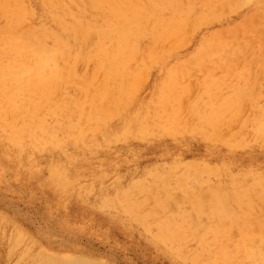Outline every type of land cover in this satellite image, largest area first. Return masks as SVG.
<instances>
[{
    "label": "bare ground",
    "instance_id": "obj_1",
    "mask_svg": "<svg viewBox=\"0 0 264 264\" xmlns=\"http://www.w3.org/2000/svg\"><path fill=\"white\" fill-rule=\"evenodd\" d=\"M226 13L264 26V0H0V189L171 264H264V48L236 63L222 27L181 53ZM34 229L0 208V264H111Z\"/></svg>",
    "mask_w": 264,
    "mask_h": 264
},
{
    "label": "rangeland",
    "instance_id": "obj_2",
    "mask_svg": "<svg viewBox=\"0 0 264 264\" xmlns=\"http://www.w3.org/2000/svg\"><path fill=\"white\" fill-rule=\"evenodd\" d=\"M200 11L201 8L197 7V12ZM227 18L230 20L229 23L207 25L202 30L196 32L192 38V45L190 44L181 53H190L199 42L201 35L211 33L215 29L222 27V29H233L224 30L222 34L223 40L232 46L234 54L238 58L236 63H246L247 61L243 59L246 54L253 56L264 48V44L260 42V35L264 34L263 25L255 26L251 24V28L248 26L238 28L239 22L241 21L239 16L228 14ZM194 22L195 15L187 20L186 23L189 25V32ZM156 71V69L153 70L151 82H155L158 77V71ZM196 78L194 74L190 76V80L192 81H195ZM126 157H128V160L143 165L152 156L141 151L135 155L131 153L128 155L127 153ZM125 164L124 162V167ZM126 168L128 167L126 166ZM18 188L12 190L0 189V208L15 213L23 222L32 226L33 229L35 228V232L44 233L45 238L55 243V245L57 244V246L69 245L75 247L74 249L80 252L87 251L90 254L95 253L93 256L104 258L109 263L111 262V264H171L157 250L151 248L144 242L139 235L133 232H125L118 227L107 225L103 227L96 224L94 222L95 216L90 214L82 204L75 205V215L72 217L78 218L79 220L77 219V222L67 224L66 229L63 230L58 225L52 224L45 219L44 213L42 210H39V208H46L44 204L40 207V203L37 202L35 204L29 200L28 196H32L38 191V185L36 183H20Z\"/></svg>",
    "mask_w": 264,
    "mask_h": 264
}]
</instances>
